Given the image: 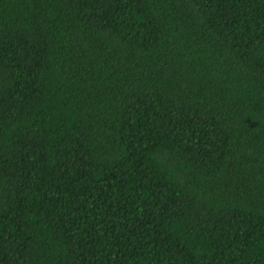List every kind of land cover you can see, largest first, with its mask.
Returning <instances> with one entry per match:
<instances>
[{
    "label": "trees",
    "instance_id": "obj_1",
    "mask_svg": "<svg viewBox=\"0 0 264 264\" xmlns=\"http://www.w3.org/2000/svg\"><path fill=\"white\" fill-rule=\"evenodd\" d=\"M0 264H264V0H0Z\"/></svg>",
    "mask_w": 264,
    "mask_h": 264
}]
</instances>
